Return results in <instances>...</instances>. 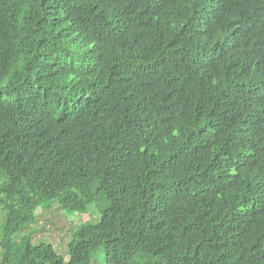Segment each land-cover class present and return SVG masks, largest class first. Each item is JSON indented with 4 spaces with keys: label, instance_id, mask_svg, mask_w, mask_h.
I'll return each mask as SVG.
<instances>
[{
    "label": "trees",
    "instance_id": "trees-1",
    "mask_svg": "<svg viewBox=\"0 0 264 264\" xmlns=\"http://www.w3.org/2000/svg\"><path fill=\"white\" fill-rule=\"evenodd\" d=\"M100 213L65 254L39 208ZM264 264V0H0V264Z\"/></svg>",
    "mask_w": 264,
    "mask_h": 264
},
{
    "label": "rangeland",
    "instance_id": "rangeland-1",
    "mask_svg": "<svg viewBox=\"0 0 264 264\" xmlns=\"http://www.w3.org/2000/svg\"><path fill=\"white\" fill-rule=\"evenodd\" d=\"M99 216L100 213L94 206L83 213L63 210L56 204H48L37 210L36 221L22 230L18 237L29 234L33 242L45 240L65 254V246L71 239L73 229L82 223H93L98 220ZM104 255L102 247L94 249L92 264H105Z\"/></svg>",
    "mask_w": 264,
    "mask_h": 264
}]
</instances>
